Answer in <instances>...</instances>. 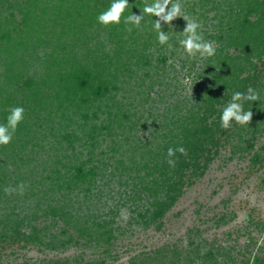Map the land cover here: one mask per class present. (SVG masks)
<instances>
[{
  "label": "trees",
  "instance_id": "1",
  "mask_svg": "<svg viewBox=\"0 0 264 264\" xmlns=\"http://www.w3.org/2000/svg\"><path fill=\"white\" fill-rule=\"evenodd\" d=\"M111 2L25 0L17 3L20 22L8 17L4 19L5 25L0 22V124L7 123L12 108L21 106L25 110L12 141L0 145V160L3 157L6 161L10 157L13 162L21 161L25 159L24 149L30 142L55 139L60 143L58 151L60 149L61 153L57 151L52 156L45 179L66 192L76 188L89 192L98 177L102 178L106 164L105 150L96 151L100 138L123 135L120 140H113L109 150L117 151V144L122 140L127 144L129 141L131 163L125 165L119 159L115 169L120 174L134 172V175L130 172L137 180L132 192L142 190L153 197L151 205L139 216L145 224L155 223L181 195L186 177L203 174L224 140L237 130L235 121L229 129L220 126L222 111L234 92L246 93L251 86L259 93V101L243 105L245 111L253 112L251 123L244 126L253 130L252 133L258 131L257 125L264 111L261 85L264 0H183L186 14L201 24L199 31L204 39L216 42V54L203 58L200 67H196L197 60L187 54L182 59V79L191 78L194 93L181 97V93L172 90L170 96L178 95L180 100L177 105L167 106L172 114L164 115V123L158 124L159 121L153 119L157 125L150 140L138 135L140 128L143 132L148 129L143 113L137 116L138 111L133 109L138 104L129 96L125 101L117 95L122 89L131 95L132 92L140 94L138 102L146 109L150 88L154 83L163 82L166 75L167 52L169 50L175 56L185 28H180L179 17L170 26L162 25V30L170 37L169 47L158 42L153 27L156 17L145 15L139 27L126 25L124 17L132 12L142 14L145 0H129L121 23L104 26L98 23L97 17L110 7ZM1 6H6L5 0H0ZM213 11L215 14L208 22V13ZM128 27H132L131 32L126 30ZM102 30L106 35L100 42L98 37ZM94 39L96 43L92 44ZM39 46L44 48L39 60L42 69L30 73L29 58ZM78 48L82 51L78 52ZM174 72L173 77L177 80L178 71L175 69ZM146 86L148 97H143L141 94ZM131 88L135 89L132 91ZM132 96L136 98L137 95ZM180 106L183 109L179 110ZM100 115L104 116L100 118ZM180 146L187 154L176 152L172 157L176 165L170 167L168 149ZM137 155L139 161L133 157ZM260 156V150L255 152V158ZM141 169L144 173L138 174ZM69 195L67 193L65 197ZM47 198H44L47 203L44 214L57 216L66 225L61 231L64 236L58 238V246L66 248L78 242L68 227L89 238L95 232L92 229L100 228L97 230L99 238L103 235L108 239L112 237L110 228L103 229L110 226L109 221L94 227L87 220L80 221L73 216L65 204L56 205L53 199ZM38 211L39 208L24 219H13L10 213L0 218V224L6 229L0 230V241L23 235L28 242H41L39 228L34 223ZM52 247L57 248V245Z\"/></svg>",
  "mask_w": 264,
  "mask_h": 264
},
{
  "label": "rangeland",
  "instance_id": "2",
  "mask_svg": "<svg viewBox=\"0 0 264 264\" xmlns=\"http://www.w3.org/2000/svg\"><path fill=\"white\" fill-rule=\"evenodd\" d=\"M23 1L25 0H5L6 6L0 7L1 24L5 25L6 17L9 20L15 19L16 23L20 22L21 12L17 3ZM180 2L182 13L186 14L185 3L183 0ZM197 11L200 10L197 8ZM214 14L215 11L208 13V22ZM192 18L194 19L193 16ZM179 21L180 28H185L187 21L183 17H179ZM105 35L106 32L102 30L98 37L100 42ZM91 43L95 44V39ZM33 51L34 56L29 58L30 73L42 69L39 60L44 48L39 46ZM81 51L78 48V52ZM186 54L181 46L175 56L168 50L166 75L161 82L163 84L154 83L149 97L146 96L148 85L141 94L148 97L146 109L138 102L140 94L132 92V95H137L133 98L122 89L117 95L125 101V97L129 96L130 100L138 104V109H133L138 111L137 116L143 113L148 125L145 132L141 128L138 131V135H142L144 139H153L157 125L153 119L156 118L160 122L158 124L164 123V115L172 114L167 106L178 104L179 96H170L172 90L181 93V97L194 93L192 85L189 87L183 83L180 71ZM191 59L197 60L196 67H200L204 61L199 55ZM175 69L178 71L177 80L173 77ZM261 73L264 99V68ZM131 89L133 91L135 88ZM181 109L183 108L180 106L179 110ZM103 116L100 115V118ZM257 126L258 131L252 133L253 130L247 126L242 128L238 124L237 130L231 132L228 140H224V145L203 174L189 179L186 177L178 199L159 221L149 224L141 220L139 213L151 205L153 197L142 190L139 193L132 192L137 180L130 176L131 171L120 174L115 169L119 159H122L123 164L130 165L129 141L128 144L123 140L117 144V151L109 150L113 146V140H120L119 137L123 135L100 138L96 151L105 150L103 159L106 164L102 169V178L98 177L89 192L81 188L66 192L65 189L52 186L45 179V171L49 169L52 156L60 147L55 139L34 140L38 144L30 142L24 149L25 159L21 161L13 162L10 157L4 161L2 157L0 218L10 213L13 219H24L26 215L31 217V213L39 208L38 218L34 223L39 228L42 240L31 243L23 235H19L18 238L0 241V264H264V111ZM78 145L79 142L76 143L77 147ZM259 150L261 156L255 158V152ZM58 152L61 153L60 149ZM133 157L136 161L140 159L139 155ZM143 173L144 169L138 171V174ZM131 174L134 175V172ZM3 176L5 178L2 181ZM36 180L41 182L37 183ZM21 183L25 186L23 195L18 190L11 195L5 193L6 187L18 188ZM67 193L70 194V201L65 197ZM45 197L53 199L56 205L65 204L73 216L80 221L87 220L94 227H97V223L109 221L110 226H104L103 229L110 228L112 237L108 239L103 235L99 238L97 230L100 228L92 229L95 232L89 238L79 235L73 227H68L78 242L66 248L58 246V238L64 236L61 231L66 225L63 219L44 214L47 205ZM4 229L5 226L0 224V230ZM52 245H57V248Z\"/></svg>",
  "mask_w": 264,
  "mask_h": 264
},
{
  "label": "clouds",
  "instance_id": "3",
  "mask_svg": "<svg viewBox=\"0 0 264 264\" xmlns=\"http://www.w3.org/2000/svg\"><path fill=\"white\" fill-rule=\"evenodd\" d=\"M129 7V0H112L110 7L100 13L97 17L98 23L108 26L110 24H120L124 13ZM142 14H132L124 17L123 22L126 25H134L139 27L144 20L145 15L156 17L153 25L154 30L157 33L158 42L161 45L169 44L168 32L162 30V25H172V22L178 17H183L187 21V25L183 32V38L179 40L180 46L184 49L187 55L191 58H196L198 55L200 58L212 57L216 54V42L205 40L201 32V24L191 18L190 16L182 13V4L180 0H145L144 7L141 10ZM128 32L132 31V27L126 29ZM183 83L186 86H191L192 80L190 77L185 78ZM259 101V93L252 88L248 87L247 92L243 93L236 91L232 94L230 102L224 107L221 115V127L223 129H229L232 126V122L244 126L251 123L253 119V112L251 110H244L245 102ZM24 108L17 106L11 109L10 114L7 117L6 124H0V145H7L13 139V134L17 130L20 122L24 119ZM176 152L186 155L187 151L183 146L178 148L168 149V164L170 167H175L176 160L172 159ZM24 184L18 185V188L6 187L5 193L11 195L12 193L19 191V194L23 195Z\"/></svg>",
  "mask_w": 264,
  "mask_h": 264
}]
</instances>
